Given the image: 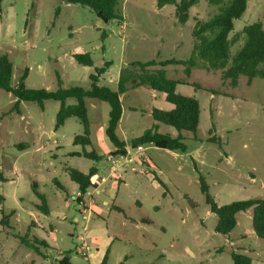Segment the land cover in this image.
Wrapping results in <instances>:
<instances>
[{
  "label": "rangeland",
  "instance_id": "374dc122",
  "mask_svg": "<svg viewBox=\"0 0 264 264\" xmlns=\"http://www.w3.org/2000/svg\"><path fill=\"white\" fill-rule=\"evenodd\" d=\"M196 1L188 22L181 24L175 6L158 9L157 0H120L121 19L109 23L89 7L62 0H4L0 56L7 55L14 65L13 87L27 72V88L57 91L59 79L64 88H87L95 68L112 62L101 84L115 89L112 80L118 81L129 63L190 57L196 21L216 12L209 0ZM253 23L264 29V0H248L230 38ZM242 44L234 45L232 53ZM77 53H90L94 65L78 64L73 58ZM164 69L170 79L201 87H177L178 93L200 102L197 133L182 132L184 153L153 144L138 152L132 142L155 123L151 109L169 110L172 105L147 87L129 90L122 97L124 118L117 134L134 161L115 162L121 178L109 168L114 146L105 134L108 103L87 99L92 146L86 150L102 156L97 161L72 155L82 152L73 140L84 128L74 117L56 128L59 102L47 101L43 109L22 102L17 111L15 97L0 90V170L8 179L0 183V212L11 215L9 228L0 225V264H61L65 257L70 264H100L107 252L108 264H234L232 252L264 264V240L254 233L252 209L238 214L229 235L216 233L218 218L200 189L202 175L219 205L264 197V80L249 84L241 76L233 87L221 71L193 69L187 77L181 64ZM159 127L178 136L173 127ZM93 168L98 170L92 180L98 189L83 195L86 208L77 202L79 189L68 169L87 174ZM33 183L45 195L49 214L38 209ZM86 247L87 259L79 252Z\"/></svg>",
  "mask_w": 264,
  "mask_h": 264
},
{
  "label": "trees",
  "instance_id": "16d2710c",
  "mask_svg": "<svg viewBox=\"0 0 264 264\" xmlns=\"http://www.w3.org/2000/svg\"><path fill=\"white\" fill-rule=\"evenodd\" d=\"M3 1L0 0V11L2 10ZM62 1L66 4L89 7L104 23L121 19L118 12L120 0ZM196 3V0H157V7L162 9L167 5L175 6L178 22L185 24L190 18L189 11L191 7ZM209 4L216 7V12L205 21H196L192 32L195 44L187 60L172 59L160 63L150 60L129 63L120 71L116 90L101 84V78L108 71L112 62H107L104 67L95 68V72L89 76V86L87 88L81 86L64 88L60 79L58 80L60 87L57 91L27 88L24 84L28 77L27 72L21 76L18 85L13 87L14 65L7 55L0 56V90L15 97L14 109L17 111H19L22 102L36 103L42 109L47 101L59 102L60 109L57 114L56 128L63 126L66 120L72 117L77 118L84 128L83 134L77 135L73 140V146L82 147V152H74L72 155L93 158L98 161L102 156L94 152V149L91 151L86 150V147L92 146L91 120L88 115L87 99L106 102L110 105L109 122L105 134L116 148V152L112 154L113 157L126 156L128 145L117 134L124 112L122 97L131 89L147 87L164 94L166 102L172 105V108L170 110L152 108L151 116L155 123L150 129L144 131L141 136L133 140L132 147L136 149L138 146L153 144L162 150L184 153L187 146L184 143L185 138L182 136V132L196 135L200 124L201 108L198 99L178 93L177 87L180 85L193 86L196 89H201V87L189 82L168 78L164 68L168 65L181 64L185 68L187 77L191 75L193 69L221 71L222 78L230 80L233 87L238 85L241 76H245L249 84L257 78L264 80V29L262 24L247 25L241 32L230 38L236 21L242 18L248 8V0H209ZM103 36L106 37V34ZM242 40V46L235 53H232V47ZM73 58L80 65L87 67L94 65L90 53H77L73 55ZM157 65L161 68L155 69ZM211 92L213 94L217 93L215 91ZM70 100H74L75 103L68 104ZM159 124L175 128L178 136H173L172 133L168 132H160ZM211 142L216 143L213 138H211ZM22 147H28V145L24 144ZM146 164L151 168L148 161ZM97 171L96 168H93L86 174L78 169H68L71 180L78 185L81 196L89 189L96 188L92 180ZM7 181V177L0 170V183ZM159 182L164 186L162 181ZM32 188L41 202L38 209L45 214H49L50 208L45 195L38 190L36 183H33ZM200 189L205 196L206 204L209 206L211 213L218 218L215 227L216 233L229 235L237 226L238 214L252 209L254 233L259 239L264 240V197L219 205L210 194L209 185L202 175H200ZM3 201L4 197L0 196V203ZM77 202L80 203L81 199ZM188 203L192 208L196 207V203L191 198H189ZM116 209L125 215L122 208ZM10 218L11 215L7 216L1 210L0 225L9 228ZM20 239L22 240L23 237H20ZM24 239H29V236L25 235ZM41 243L45 244V242ZM231 258L234 264H252L253 262L250 256L238 252H232ZM61 264H69L68 258L65 257ZM100 264H108V252Z\"/></svg>",
  "mask_w": 264,
  "mask_h": 264
},
{
  "label": "built area",
  "instance_id": "2783aa9c",
  "mask_svg": "<svg viewBox=\"0 0 264 264\" xmlns=\"http://www.w3.org/2000/svg\"><path fill=\"white\" fill-rule=\"evenodd\" d=\"M136 150L138 152H141L144 150L143 146H138L136 148ZM123 162L124 165L129 164V163H133L134 159L131 157V152L130 150L127 148V155L126 156H120L119 159L115 160V162ZM114 166L110 167L111 170V174L112 175H117L118 178H121L120 174H117V166L115 164H113ZM105 180L103 179L102 182H104ZM94 190H97L96 188H94ZM81 194L79 193V197L77 200H80L81 198ZM79 204L83 205V202L81 201ZM84 219H86V217H84ZM88 248L86 247L85 249H82V252L79 251L81 253V256H83L84 258H88V254H87Z\"/></svg>",
  "mask_w": 264,
  "mask_h": 264
},
{
  "label": "crops",
  "instance_id": "0c3cea01",
  "mask_svg": "<svg viewBox=\"0 0 264 264\" xmlns=\"http://www.w3.org/2000/svg\"><path fill=\"white\" fill-rule=\"evenodd\" d=\"M127 66V65H126ZM121 71V70H120ZM119 74H120V72H119ZM104 75H109V74H104ZM118 80H119V76H118ZM115 84H116V88L114 89V90H116L117 89V84H118V81H115V80H112ZM151 90V89H150ZM153 91V90H152ZM165 96V95H164ZM170 110V109H169ZM151 111H152V109H151ZM123 118H124V112H123V115H122V119H121V121H120V124H119V127H121V124L123 123ZM119 127H118V129H119ZM159 130H160V127H159ZM115 151H116V148L114 147L113 148V150H110V153H111V156H112V158H111V160H110V167H112L111 165L112 164H115V160H117V159H115V157H113V153H115ZM109 167V168H110ZM93 179H94V177H93ZM78 186V185H77ZM98 189V188H97ZM80 193V192H79ZM83 198V196L80 198L81 199V201L83 202V207H86L87 208V206H88V204L86 203V201L84 200V199H82ZM69 264H70V262H69Z\"/></svg>",
  "mask_w": 264,
  "mask_h": 264
}]
</instances>
